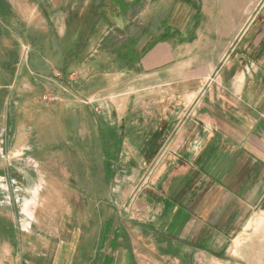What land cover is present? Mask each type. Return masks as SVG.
<instances>
[{
  "label": "crops",
  "instance_id": "crops-1",
  "mask_svg": "<svg viewBox=\"0 0 264 264\" xmlns=\"http://www.w3.org/2000/svg\"><path fill=\"white\" fill-rule=\"evenodd\" d=\"M244 3L247 17L237 7L221 28L206 13L189 36L172 12L171 32L137 53L124 41L123 0H0L10 195L21 171L34 194L90 190V212L75 220L91 223L95 239L79 245L71 233L51 264H229L234 242L255 234L250 223L264 217V0ZM160 153L154 184L128 206Z\"/></svg>",
  "mask_w": 264,
  "mask_h": 264
},
{
  "label": "rangeland",
  "instance_id": "rangeland-1",
  "mask_svg": "<svg viewBox=\"0 0 264 264\" xmlns=\"http://www.w3.org/2000/svg\"><path fill=\"white\" fill-rule=\"evenodd\" d=\"M123 1L128 5V8L123 10L126 22L124 41L127 47H132L137 53L149 48L154 43V37L160 33L163 37L166 31L168 34L171 32L169 24L174 19L172 12L176 13L177 19L179 18L177 26L185 36L190 35L194 30L193 23L197 20L199 24L201 16L206 13L215 15V19L216 17L223 19L221 23L217 20V23H220L221 28L222 26L227 28V19L233 14L236 15L237 7L242 13V19L244 15L247 17L246 13L249 12L245 0L239 2L235 0L233 5L231 0H188V4L191 5L189 8L182 3L187 0H176L174 8L175 0ZM157 22L162 27H158ZM117 37V33L114 32L113 38L117 39ZM104 47L105 45L101 48ZM6 167L0 162V264H22L23 261L29 264H51L55 260L56 252L62 249L66 252V249L71 248L72 243L69 238L71 233H77L76 241L79 234V245L95 239L93 230L89 227L91 223L87 224L85 219L75 220L77 216L90 212V208L85 206L90 190L34 194L32 186L34 180L26 179L28 174L20 170L21 173L17 174V178L15 174L13 179L14 191L11 190L10 195L9 185L5 178L3 180ZM94 192L91 194L94 195ZM103 209L105 207L99 205L97 210L101 212ZM250 224L249 229L256 235H244L243 240L234 242L236 249L232 247L235 251L228 258L229 264H264V232L261 231H264V220L259 218ZM101 235L102 233L96 245L99 241H103ZM103 245L107 246L106 251L109 252L110 244L103 243Z\"/></svg>",
  "mask_w": 264,
  "mask_h": 264
},
{
  "label": "built area",
  "instance_id": "built-area-1",
  "mask_svg": "<svg viewBox=\"0 0 264 264\" xmlns=\"http://www.w3.org/2000/svg\"><path fill=\"white\" fill-rule=\"evenodd\" d=\"M47 99V97H44L43 100L45 101ZM101 106H99L98 108L95 109L96 113L100 114L101 113ZM8 131L7 128L5 126H1L0 125V162H3L4 160L7 162L9 160L8 158V153L9 151L4 150L3 146L5 145L6 139L8 137ZM162 157V153L158 154L155 163H153V165L145 168L142 172H141V178L140 181L138 183V185L136 187H134V189H132V193L129 197V201H128V206L132 207V205H134L135 201L138 198V195L140 192H142V190L150 185H153L154 183V179H155V172H156V168L157 165L160 162V158Z\"/></svg>",
  "mask_w": 264,
  "mask_h": 264
},
{
  "label": "bare ground",
  "instance_id": "bare-ground-1",
  "mask_svg": "<svg viewBox=\"0 0 264 264\" xmlns=\"http://www.w3.org/2000/svg\"><path fill=\"white\" fill-rule=\"evenodd\" d=\"M259 218H261V219H263V220H264V217H261V216H259V217H258V218H256V219H259ZM256 219H255V220H256ZM255 220H254V221H255ZM254 221H253V222H254Z\"/></svg>",
  "mask_w": 264,
  "mask_h": 264
}]
</instances>
